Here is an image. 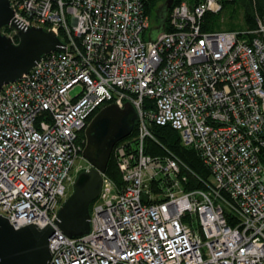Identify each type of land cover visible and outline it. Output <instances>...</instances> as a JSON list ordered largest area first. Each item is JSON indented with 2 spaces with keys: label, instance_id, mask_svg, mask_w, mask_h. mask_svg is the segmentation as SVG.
I'll return each mask as SVG.
<instances>
[{
  "label": "built area",
  "instance_id": "built-area-1",
  "mask_svg": "<svg viewBox=\"0 0 264 264\" xmlns=\"http://www.w3.org/2000/svg\"><path fill=\"white\" fill-rule=\"evenodd\" d=\"M9 1L65 51L0 89V215L15 229L52 227L49 264H264V24L204 31L221 0H194L150 40L144 0ZM126 103L137 144L114 147L124 184L102 174L89 232L67 237L54 222L80 171L79 134L96 111ZM151 123L199 154L208 190L184 191L179 160L146 154Z\"/></svg>",
  "mask_w": 264,
  "mask_h": 264
},
{
  "label": "water",
  "instance_id": "water-1",
  "mask_svg": "<svg viewBox=\"0 0 264 264\" xmlns=\"http://www.w3.org/2000/svg\"><path fill=\"white\" fill-rule=\"evenodd\" d=\"M175 1L165 0L158 10L160 18ZM4 27L17 32V43L2 32ZM164 27L165 20L161 19L151 28L149 39L162 35ZM60 50L65 51V44L54 31L25 25L14 18L10 1L0 0V89L20 80L43 56ZM136 121L135 108L126 103L123 108L113 104L102 108L89 122L81 155L91 167L78 173L73 191L60 206L54 222L65 236L81 237L89 232L90 205L100 194L102 174L115 145L132 134ZM53 234L49 224L41 229L32 223L15 229L0 215V264H49V239Z\"/></svg>",
  "mask_w": 264,
  "mask_h": 264
},
{
  "label": "trees",
  "instance_id": "trees-1",
  "mask_svg": "<svg viewBox=\"0 0 264 264\" xmlns=\"http://www.w3.org/2000/svg\"><path fill=\"white\" fill-rule=\"evenodd\" d=\"M194 0H176L174 6L182 3H192ZM165 0H144L145 12L150 16L152 27L165 20V31H169V17L172 9L164 11L162 17L158 15L159 8ZM221 10L217 13H207L203 18L202 29L204 31H250L258 28V23L264 24V0H221ZM11 29L4 27L2 32H10ZM96 111L93 117L98 113ZM86 129V128H85ZM85 129L80 134L82 147L85 146ZM148 130L153 138H147L145 142L146 154L154 157L171 156L181 163L180 174L181 186L184 191L208 190L211 185V174L203 164L199 154L192 148L183 146L177 131L171 126H160L151 123ZM137 127L133 129L132 134L120 141L119 144L127 145L128 149L134 150L137 144ZM105 175L112 180L116 188L123 186L122 174L119 170L115 157V148L110 156ZM182 178H185L182 180ZM154 194L160 191L156 182L150 184ZM91 209V206H90Z\"/></svg>",
  "mask_w": 264,
  "mask_h": 264
},
{
  "label": "rangeland",
  "instance_id": "rangeland-1",
  "mask_svg": "<svg viewBox=\"0 0 264 264\" xmlns=\"http://www.w3.org/2000/svg\"><path fill=\"white\" fill-rule=\"evenodd\" d=\"M78 165L80 166V171L79 172L88 170L91 167L90 164L82 156L77 157V159L75 160L74 166H78ZM76 176H77V174H76ZM72 191H73V184L68 187V190H67L68 195H67V197L72 193ZM66 198L63 200V202L66 200Z\"/></svg>",
  "mask_w": 264,
  "mask_h": 264
}]
</instances>
